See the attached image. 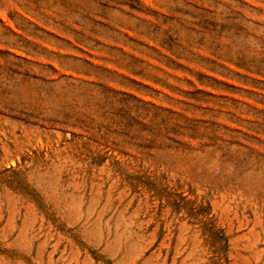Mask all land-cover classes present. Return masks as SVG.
<instances>
[{
    "label": "rangeland",
    "instance_id": "1",
    "mask_svg": "<svg viewBox=\"0 0 264 264\" xmlns=\"http://www.w3.org/2000/svg\"><path fill=\"white\" fill-rule=\"evenodd\" d=\"M0 264H264V0H0Z\"/></svg>",
    "mask_w": 264,
    "mask_h": 264
}]
</instances>
